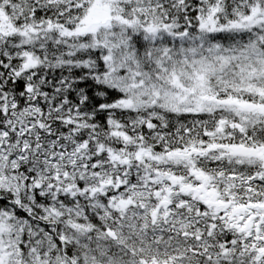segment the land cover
Segmentation results:
<instances>
[{"label":"snow or ice","instance_id":"obj_1","mask_svg":"<svg viewBox=\"0 0 264 264\" xmlns=\"http://www.w3.org/2000/svg\"><path fill=\"white\" fill-rule=\"evenodd\" d=\"M0 264H264V0H0Z\"/></svg>","mask_w":264,"mask_h":264}]
</instances>
